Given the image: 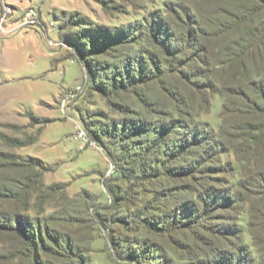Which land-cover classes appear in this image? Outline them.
I'll return each mask as SVG.
<instances>
[{
    "label": "rangeland",
    "instance_id": "1",
    "mask_svg": "<svg viewBox=\"0 0 264 264\" xmlns=\"http://www.w3.org/2000/svg\"><path fill=\"white\" fill-rule=\"evenodd\" d=\"M19 1L40 25L0 32V223L44 264H264V4ZM21 249L0 233V264Z\"/></svg>",
    "mask_w": 264,
    "mask_h": 264
},
{
    "label": "trees",
    "instance_id": "2",
    "mask_svg": "<svg viewBox=\"0 0 264 264\" xmlns=\"http://www.w3.org/2000/svg\"><path fill=\"white\" fill-rule=\"evenodd\" d=\"M264 4V0H258ZM255 32V31H253ZM260 43L264 48V40ZM252 92L257 101L253 104V112L259 113L261 110L257 109L258 107L263 108L264 111V81L255 82L252 84ZM16 226L13 227L10 223H0V233H11L13 237L22 244V249L20 255L22 258H27L31 264H44L43 261L39 258V247H44V244L41 243L40 237L38 234L32 231H28L27 225L22 219H18L15 222Z\"/></svg>",
    "mask_w": 264,
    "mask_h": 264
},
{
    "label": "built area",
    "instance_id": "3",
    "mask_svg": "<svg viewBox=\"0 0 264 264\" xmlns=\"http://www.w3.org/2000/svg\"><path fill=\"white\" fill-rule=\"evenodd\" d=\"M39 25V14L34 8H26L21 16L16 17V9L11 0H0V32L2 34L29 30ZM79 90L80 88L76 89V91ZM75 139L79 140L82 146L97 148L96 143L91 141L78 126H75Z\"/></svg>",
    "mask_w": 264,
    "mask_h": 264
},
{
    "label": "crops",
    "instance_id": "4",
    "mask_svg": "<svg viewBox=\"0 0 264 264\" xmlns=\"http://www.w3.org/2000/svg\"><path fill=\"white\" fill-rule=\"evenodd\" d=\"M11 3L15 6V9H16V17H19L22 15L23 11L25 9L24 6H23V2H20L19 0H11Z\"/></svg>",
    "mask_w": 264,
    "mask_h": 264
}]
</instances>
